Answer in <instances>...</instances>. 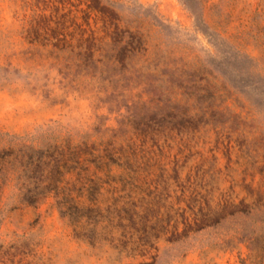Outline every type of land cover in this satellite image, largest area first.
I'll list each match as a JSON object with an SVG mask.
<instances>
[{
    "label": "rangeland",
    "instance_id": "obj_1",
    "mask_svg": "<svg viewBox=\"0 0 264 264\" xmlns=\"http://www.w3.org/2000/svg\"><path fill=\"white\" fill-rule=\"evenodd\" d=\"M136 1L170 24L171 42L190 48L214 73L226 74L233 84L256 82L248 77L239 82L241 78L232 72L224 58L231 46L248 54L264 74V0H196L192 11L182 0ZM57 2L0 0V155L21 146L39 148L67 138L80 140L96 134L101 118L103 128L116 129L118 121L129 115L126 107L117 113L100 104L97 95L102 82L78 80L74 70L55 58L52 47L43 45L46 37L59 33L62 12ZM119 86L129 106L150 101L139 82ZM247 92L256 112L255 122H245L248 142L243 145L244 139L236 140L231 151L220 143L211 152L215 135L205 134L212 144L200 150L204 159L210 160L213 154L218 158L215 180L200 181L186 169L178 181L153 184L152 195L143 196L145 207L150 202L157 214L153 222L163 230L156 250L150 252L151 264H240L249 258L264 210L233 213L229 209L242 200H254L257 189L264 192V94L254 88ZM236 134L225 137L235 139ZM252 189L255 192L249 195ZM54 205L50 198L38 208L28 207L21 203L14 183L2 189L0 264H138L144 260L122 251L117 216L108 211L109 197L101 200L103 214L96 224L75 226ZM205 213L218 219L205 226L200 221ZM174 237L178 240L173 241Z\"/></svg>",
    "mask_w": 264,
    "mask_h": 264
},
{
    "label": "trees",
    "instance_id": "obj_2",
    "mask_svg": "<svg viewBox=\"0 0 264 264\" xmlns=\"http://www.w3.org/2000/svg\"><path fill=\"white\" fill-rule=\"evenodd\" d=\"M195 1L182 0L190 11ZM57 3L62 12L59 33L46 37L43 45L52 47L55 58L74 70L78 80L102 82L97 95L100 104L117 113L126 107L129 115L118 121L116 129L103 128L101 118L96 134L80 140L3 150L0 193L14 183L21 203L34 208L52 198L61 217H69L75 226L100 221L101 200L109 197L108 211L112 209L117 216L122 251L143 258L138 264H151L150 252L156 250L163 230L153 222L157 214L150 202L145 207L143 196L152 195L153 184L178 181L186 169L194 171L200 181L215 180L218 158L213 154L210 160L204 159L200 150L212 144L205 134L215 135L211 152L220 143L231 151L236 140L244 139L243 145L248 142L245 122H255L256 112L247 89L264 94V74L248 54L231 46L224 58L232 72L241 78L239 82H245L244 77L256 82L233 84L226 74L214 73L190 48L171 42L170 24L136 0ZM120 82L145 85L142 94L150 101L129 106ZM231 132L238 133L235 139L225 137ZM245 155L250 156V151ZM197 157L200 160L192 164ZM254 192L250 190L249 195ZM255 195L251 202L242 200L229 209L233 213L264 210V192L257 189ZM216 219L205 213L200 221L208 226ZM262 223L251 242L249 258L240 264H264Z\"/></svg>",
    "mask_w": 264,
    "mask_h": 264
}]
</instances>
